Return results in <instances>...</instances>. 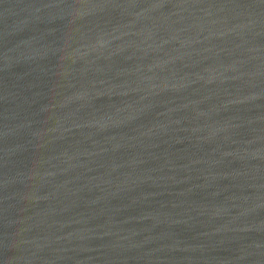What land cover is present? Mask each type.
<instances>
[{
	"label": "water",
	"instance_id": "95a60500",
	"mask_svg": "<svg viewBox=\"0 0 264 264\" xmlns=\"http://www.w3.org/2000/svg\"><path fill=\"white\" fill-rule=\"evenodd\" d=\"M0 264H264V0H0Z\"/></svg>",
	"mask_w": 264,
	"mask_h": 264
}]
</instances>
